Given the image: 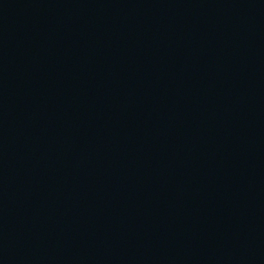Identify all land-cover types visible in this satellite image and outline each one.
Here are the masks:
<instances>
[{
  "label": "water",
  "instance_id": "obj_1",
  "mask_svg": "<svg viewBox=\"0 0 264 264\" xmlns=\"http://www.w3.org/2000/svg\"><path fill=\"white\" fill-rule=\"evenodd\" d=\"M0 264H264V0H0Z\"/></svg>",
  "mask_w": 264,
  "mask_h": 264
}]
</instances>
